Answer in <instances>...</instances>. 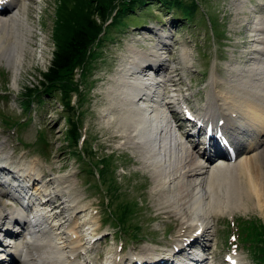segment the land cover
Listing matches in <instances>:
<instances>
[{"label": "bare ground", "instance_id": "1", "mask_svg": "<svg viewBox=\"0 0 264 264\" xmlns=\"http://www.w3.org/2000/svg\"><path fill=\"white\" fill-rule=\"evenodd\" d=\"M1 1L0 61L12 67V82L16 86L32 34L25 17L30 16L34 1ZM247 1H230L231 28L243 31L242 36L251 37L240 42L250 47L241 53L239 60L226 65V80L211 74L206 103L202 110L191 114L198 130L204 124L217 125L233 138L232 144L238 150L233 160L220 153L218 157L226 160L214 166V158L207 149L200 152L191 142L195 137L192 132L183 134L188 143L175 135L168 104L178 99L164 91L168 86L177 85L168 74L170 67L165 64L168 62L164 56L166 48L171 46L168 34L161 30L138 33L127 45L111 79L113 83L108 88L107 103L100 118L106 128L113 131L110 138L120 140L121 146L136 154L142 169L149 173L152 207L158 213L180 220L182 225L172 249L164 251L169 259L157 255L151 247H144L141 257L127 258L128 261L181 264L171 261V257L182 255L187 264H210L200 252L208 249L211 218L216 224L225 213L234 210H252L264 215V16L252 7L245 9ZM147 40L150 43L146 44ZM137 43L149 47L139 49ZM180 56L185 65L190 53L183 48ZM221 84L226 88L219 89ZM2 145L0 142V177H3L0 179V264H90L85 258L82 261L79 258L92 249L89 245L95 239L98 225L87 213L83 196L71 175L45 178L39 173L41 166L37 159L28 164L10 162V154L5 153ZM211 147L218 152L214 142ZM251 152L254 153L249 156ZM27 185H31V189ZM142 187L143 184L140 189ZM21 196H27V207L35 205L30 215L22 214L16 202ZM5 198L9 199L8 203L3 201ZM124 209L130 213L128 204ZM80 215L82 220L78 222ZM255 218L240 220L257 222L264 227V222ZM11 219L17 220L22 228L17 225L11 232L8 227ZM251 226L245 225L249 230ZM19 229L18 235L13 234ZM10 233L11 248L3 244L1 238ZM247 238H253L258 244L264 262V233L259 231L254 236L251 232ZM186 248L192 253H187ZM116 257L111 256L106 264H118ZM228 260L227 264H242L236 255H230Z\"/></svg>", "mask_w": 264, "mask_h": 264}, {"label": "rangeland", "instance_id": "2", "mask_svg": "<svg viewBox=\"0 0 264 264\" xmlns=\"http://www.w3.org/2000/svg\"><path fill=\"white\" fill-rule=\"evenodd\" d=\"M33 1L31 14L25 17L32 30L30 46L26 48V61L16 86L12 82V67L0 61V142L5 153L10 154V162L28 164L37 159L41 166L39 173L45 178L57 174L71 175L76 189L83 196L87 213L98 225L96 240L89 245L92 249L79 261L85 258L90 264H106L111 256H117L118 264H134L127 258L141 257L144 247H151L157 255L168 258L164 251L172 249L182 225L180 220L158 213L152 207L149 173L142 169L136 154L121 146L120 140L110 138L114 133L100 118L107 103L108 88L113 83L111 79L123 60L127 45L138 33L161 30L170 39L171 46L166 48L164 55L168 60L165 64L170 67L168 74L177 84L164 91L170 96L176 95L178 102L197 113L210 93L211 74L226 80V65L239 60L241 53L250 47L240 42L251 37L242 36L243 31L231 28V0H182L178 8L171 10L160 1H148V5H144V1L122 5L120 0H111L105 2L107 17L103 24L95 11L96 2L89 7L82 0H69L70 10L75 6L74 11H81L84 6L87 12H93L92 18L100 24L101 32L87 51L83 64L74 70L69 80L71 89L67 90L63 82L61 90L56 87L55 91L52 89L54 93L45 94L43 75L57 46L54 38L57 12L65 5L64 0ZM260 3L264 4V0H248L245 9L252 7L264 16V6L260 7ZM150 36L152 38L151 33ZM146 44L137 43V47L147 49ZM183 48L190 53L185 65L180 56ZM220 88L226 87L221 84ZM59 93L68 96L61 99ZM65 104L69 107L66 108ZM178 108L174 104L168 111L174 114L181 111ZM185 112H182L183 116ZM180 124L183 127L177 126L174 130L178 134L175 132V135L188 143L183 134L194 129L189 123ZM203 131L204 128L197 137L191 138L197 141L195 145L200 152L204 149L201 143ZM74 132L79 135L76 141L72 139ZM216 140L214 144L218 153L225 154L226 148L220 146L217 137ZM215 150L207 147L208 153H217ZM225 160L215 158L212 163L215 166ZM112 192L115 193L113 197ZM3 201L8 203L9 199ZM125 203H129L133 210L123 217L121 211ZM252 217L264 222V215L252 210L225 213L216 224L211 218L208 249L200 252L205 262L227 264L229 256L236 255L242 264H259V250L245 239L248 236L239 221ZM81 218L82 215L78 216V222ZM132 226H138V229L134 230L136 227ZM194 250L198 253L196 248ZM186 252L192 253L188 249ZM182 258V255H173L171 261L187 264Z\"/></svg>", "mask_w": 264, "mask_h": 264}, {"label": "trees", "instance_id": "3", "mask_svg": "<svg viewBox=\"0 0 264 264\" xmlns=\"http://www.w3.org/2000/svg\"><path fill=\"white\" fill-rule=\"evenodd\" d=\"M76 1L77 0H75L74 2ZM120 1L122 5H131L140 1H144V5H148V1H160L159 3L165 5L168 10L178 8V5L182 2V0ZM83 2L86 3L89 7H93V3L96 2L97 6L95 8V11L99 14V19L101 20V23H104V21H106L105 17L107 16L104 13V6L105 4H107L105 2H111V0H82V3ZM69 3V0H64L65 6L63 10H58L57 12L59 13V15L54 34L57 46L56 50L53 53V58L51 60L50 66L48 67L47 72L43 75V79L45 80V94H50L52 92V89L55 91L56 87L61 90L63 87L61 84L63 82L64 87H66L67 90L71 89L69 80L72 77L74 70H76L83 64L87 51L90 49L91 46L94 45L97 36L101 32L100 24L97 22V20L92 18L94 14L93 12H87V10L83 8L84 6L82 7V9H80L81 11H74L75 6L70 10ZM59 94L61 95V99L68 96H64L62 93ZM65 106L66 108H68L69 104H65ZM78 136L79 135L74 132L72 139L76 141ZM128 207L131 213L132 206H130L129 203ZM122 208L123 210L121 212L123 217L130 214L128 210L124 209V206ZM249 224L252 225L250 229L251 231L245 227V225ZM242 228L244 231H246V236H250L251 232H253L254 236L255 233H258L259 231L264 233V227H261V225L257 222L251 224L249 222L243 221ZM254 239L257 238L254 237ZM251 242L256 243L255 241H253V238L251 239ZM258 243H261V241L258 240ZM256 247H258V245Z\"/></svg>", "mask_w": 264, "mask_h": 264}]
</instances>
